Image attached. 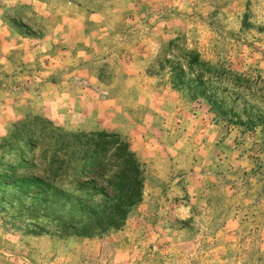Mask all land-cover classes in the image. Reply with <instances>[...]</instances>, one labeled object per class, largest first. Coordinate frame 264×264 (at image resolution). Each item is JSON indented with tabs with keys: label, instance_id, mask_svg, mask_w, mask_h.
I'll return each mask as SVG.
<instances>
[{
	"label": "rangeland",
	"instance_id": "obj_1",
	"mask_svg": "<svg viewBox=\"0 0 264 264\" xmlns=\"http://www.w3.org/2000/svg\"><path fill=\"white\" fill-rule=\"evenodd\" d=\"M100 135L144 181L85 238L55 191ZM0 264H264V0H0Z\"/></svg>",
	"mask_w": 264,
	"mask_h": 264
},
{
	"label": "trees",
	"instance_id": "obj_2",
	"mask_svg": "<svg viewBox=\"0 0 264 264\" xmlns=\"http://www.w3.org/2000/svg\"><path fill=\"white\" fill-rule=\"evenodd\" d=\"M98 139L82 142L80 151L70 156L76 161L75 167H72L74 176L80 173V180L74 177L75 181H80V195L55 191L66 199L61 200V208L69 204L71 211L75 209L80 214V227L74 230L80 231V237L85 238L120 229L140 201L144 181L142 165L127 144L107 140L109 138L105 135H100ZM67 146L63 145L64 148ZM62 157L53 155L47 161V176L45 179L37 177V191V185L48 192L51 180L58 178L63 181L68 165Z\"/></svg>",
	"mask_w": 264,
	"mask_h": 264
}]
</instances>
